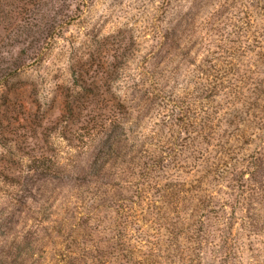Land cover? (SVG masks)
I'll return each mask as SVG.
<instances>
[{
	"label": "rangeland",
	"instance_id": "374dc122",
	"mask_svg": "<svg viewBox=\"0 0 264 264\" xmlns=\"http://www.w3.org/2000/svg\"><path fill=\"white\" fill-rule=\"evenodd\" d=\"M19 38L0 264H264V0H85Z\"/></svg>",
	"mask_w": 264,
	"mask_h": 264
},
{
	"label": "trees",
	"instance_id": "16d2710c",
	"mask_svg": "<svg viewBox=\"0 0 264 264\" xmlns=\"http://www.w3.org/2000/svg\"><path fill=\"white\" fill-rule=\"evenodd\" d=\"M67 1L74 4L71 13H65ZM85 5V0H0V42H10L15 45L20 42V36L28 35L30 31L37 28V32L44 39L53 38L71 20L79 16L81 8ZM62 16L64 18H62ZM52 18V21L49 19ZM49 23L41 25L42 22ZM20 23L18 25V23ZM31 59V58H29ZM31 62V61H30ZM25 59L18 56L13 59L5 68L6 73H0V84L5 80L9 73H15L30 64ZM149 170L144 165V171ZM106 245L110 252H114L118 245L115 237L107 238Z\"/></svg>",
	"mask_w": 264,
	"mask_h": 264
}]
</instances>
